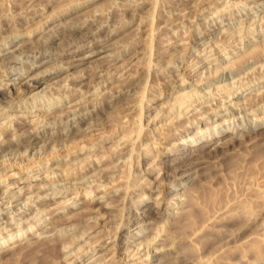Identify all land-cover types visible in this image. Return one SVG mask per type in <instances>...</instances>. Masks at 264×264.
<instances>
[{"label": "rangeland", "instance_id": "374dc122", "mask_svg": "<svg viewBox=\"0 0 264 264\" xmlns=\"http://www.w3.org/2000/svg\"><path fill=\"white\" fill-rule=\"evenodd\" d=\"M143 1L0 0V264H264V0ZM83 21L102 69L37 68Z\"/></svg>", "mask_w": 264, "mask_h": 264}, {"label": "bare ground", "instance_id": "6f19581e", "mask_svg": "<svg viewBox=\"0 0 264 264\" xmlns=\"http://www.w3.org/2000/svg\"><path fill=\"white\" fill-rule=\"evenodd\" d=\"M17 1V0H16ZM19 1H21V2H19V5L18 6H20V7H18V9L20 8V11H21V13H25V14H21V13H19V15L21 14V16L22 17H25V20H26V18L29 20V18H31V16L29 17L28 16V14H31V15H33L32 16V18L33 17H35L36 16V14L38 13V11H41L40 9H42V7L43 6H41L40 7V5H42L43 3H42V0H19ZM194 1V0H193ZM198 1V0H197ZM146 2H148V1H143L142 0V3H146ZM178 2V1H177ZM189 2V1H188ZM199 2V1H198ZM16 4V3H15ZM191 4V3H190ZM196 4V3H195ZM144 5V4H143ZM137 6V5H136ZM176 6V5H175ZM139 7V6H138ZM137 7V8H138ZM124 9V8H123ZM128 9H130V7H128ZM185 9V8H184ZM135 10H136V8H135ZM135 10H133V12L135 13ZM17 11V10H16ZM30 11H31V13H30ZM138 12V11H137ZM39 15V14H38ZM43 15V14H42ZM49 15V14H48ZM54 15V14H53ZM50 16H51V14H50ZM50 16L48 17V18H50ZM17 18H18V16H17ZM31 18V19H32ZM47 18V19H48ZM21 19V18H20ZM23 19V18H22ZM38 19V18H37ZM56 19V18H55ZM87 19V18H86ZM17 20V19H16ZM15 20V25H16V21ZM27 20V21H28ZM36 20V19H35ZM40 20V19H39ZM43 20V19H42ZM90 20V19H89ZM19 21H21V20H19ZM18 21V22H19ZM26 21V22H27ZM31 21V20H30ZM44 21V20H43ZM42 21V22H43ZM46 21V20H45ZM65 21V20H64ZM94 22V20H91V22ZM96 21V20H95ZM107 21V20H106ZM17 22V23H18ZM25 22V21H24ZM23 22V23H24ZM49 22V21H48ZM47 22V23H48ZM88 21H83V22H81L82 24H80V25H75V23H74V25H70L69 27H65L64 28V26L63 27H58V25H59V23L56 25V26H54V25H52V26H54L53 27V29H55V30H52L51 32H52V37L51 36H46L45 37V42H43V44L44 45H47V44H52V43H54L55 41H54V39H55V37H57V36H63V38L59 41L58 40V43L60 44V43H62V48L60 49V51H57V52H55V50H53L52 48L50 49V47H48L47 49L45 48V52L41 55V57H40V59H36V61H35V63H36V65H37V68L39 67V66H41V65H43V64H46L47 62H50V61H52V60H54V59H56L57 57H63V56H65V57H73L72 58V62H70V63H72V65L71 66H76V65H84V64H86V63H88L89 64V66L91 65V67L94 69L95 68V70L97 69V68H99V66L101 65V63H104V62H108V59H102V60H100V58H97L96 56L99 54V51L101 50V49H106L107 48V46H102V48L100 47L99 49L98 48H91L88 52H86L85 54H83V55H80V50L82 49L81 47L83 46V44H86V43H83V42H80V43H76V41H75V39L77 38H79L78 39V42H79V40L81 39V37H83V35H84V33L86 34V36H87V34L89 35V33L87 32V30L86 31H84L85 29H89L90 27L88 26V24L90 23H87ZM21 24H19V25H22V22H20ZM35 23V22H34ZM129 23V22H128ZM140 23V22H139ZM38 24H39V21H38ZM42 24H44V23H41V25ZM46 24V23H45ZM62 24V23H61ZM60 24V25H61ZM77 24V23H76ZM103 24H104V22H103ZM14 25V26H15ZM67 25H68V22H67ZM66 25V26H67ZM12 27H13V25H11ZM24 26V25H23ZM48 26H49V24H48ZM48 26H47V28H48ZM112 26V25H111ZM16 27V26H15ZM19 27H21V26H19ZM41 27H44V26H41ZM100 27H101V25H100ZM109 27V26H108ZM17 28V27H16ZM36 28L38 29V27L36 26ZM47 28H46V30H47ZM93 28V27H92ZM18 29V28H17ZM44 29V28H43ZM98 29V28H97ZM142 29V28H141ZM32 30H34V29H32ZM73 30V31H72ZM62 31H65V32H67L68 31V33H66V34H62ZM70 31V32H69ZM76 33H79L78 34V36H76V37H74L73 36V34H76ZM91 33V32H90ZM16 34V33H15ZM18 34V33H17ZM31 34H32V32H31ZM34 34V33H33ZM97 34V33H96ZM116 34V31H115V33H113L111 36H114ZM43 35V34H42ZM93 35V34H92ZM67 36H69L68 38H67ZM90 36V35H89ZM109 34L107 35V37L106 38H109V37H111ZM44 37V36H43ZM93 37V36H92ZM94 37H95V35H94ZM86 38V37H85ZM40 39V37L39 38H37V40H35V41H31L30 43H32V45H35V44H37L36 43V41H38ZM83 39V38H82ZM81 39V40H82ZM96 39V38H95ZM99 40H97V41H93V38L91 39V41H93L94 43H89L92 47H95L97 44H102V43H104V42H106L107 40H105V41H103V39H100V38H98ZM42 41H43V39H41ZM72 40V41H71ZM89 40H90V38H89ZM74 41H75V43H74ZM88 41V40H87ZM133 41V40H132ZM135 41H137V40H135ZM9 42V41H8ZM57 42V41H56ZM85 42H86V40H85ZM90 42V41H89ZM65 43V44H64ZM111 43V42H110ZM109 43V44H110ZM133 43V42H132ZM40 44V43H39ZM63 44H64V47H63ZM23 45H24V43H22V44H19V46L18 47H16V48H14L12 51H10L9 53H14V52H16L17 50H21V49H23ZM65 45H67V46H65ZM108 45V44H107ZM30 46V45H29ZM38 46V45H37ZM40 46H42L41 44H40ZM28 47V46H27ZM30 48H32V47H30ZM29 48V49H30ZM43 47H41V49H42ZM214 48V47H213ZM40 49V48H39ZM38 49V50H39ZM95 49V50H94ZM120 49V48H119ZM37 50V51H38ZM44 50V49H43ZM48 50H51V52H49ZM53 50V51H52ZM36 50H35V48H34V51L33 52H35ZM37 51H36V54H37ZM40 51V50H39ZM38 51V52H39ZM42 51V50H41ZM48 51V52H47ZM116 51V50H115ZM122 52V51H121ZM125 52V51H124ZM82 53V52H81ZM30 53H28V55H29ZM39 54V53H38ZM110 54H112V53H110ZM121 54V53H120ZM57 55V56H56ZM104 55H106V54H104ZM16 56H18V55H16ZM16 56H14V57H16ZM35 56V55H34ZM37 56V55H36ZM9 57V59L10 58H14L13 56H8ZM96 57V58H95ZM101 58H102V55H101ZM125 58V57H124ZM140 58V57H139ZM138 58V59H139ZM5 59H6V56H5ZM8 59V58H7ZM128 59V58H127ZM126 59V60H127ZM198 59V58H197ZM3 60H4V58H3ZM17 60V59H16ZM24 60V59H23ZM67 60H69V59H67ZM71 60V59H70ZM69 60V61H70ZM125 60V61H126ZM59 61V60H58ZM66 61V60H65ZM69 61H67V62H69ZM124 61V62H125ZM133 60H130V61H128V63H131ZM199 61V60H198ZM64 62V61H63ZM106 64V63H105ZM115 65V63H113L112 62V64H110L109 63V67H111L110 65ZM172 64V63H171ZM253 64V63H252ZM8 65H10V64H8ZM21 65V64H20ZM69 65V64H68ZM68 65H66V66H64V68H66ZM182 65V64H181ZM103 65H101L100 66V69H102L101 67H102ZM5 67H7V66H5ZM5 67H4V69H5ZM86 66H84L83 68H85ZM105 67V66H104ZM107 67H108V64H107ZM108 67V68H109ZM12 68V67H11ZM127 68H128V66H127ZM33 69V67H30L29 69H26V70H28V72L30 73V71ZM8 70V69H7ZM70 70V69H69ZM126 70V69H125ZM3 73L5 74V71H3ZM6 73H8V72H6ZM33 75V74H32ZM38 75V74H37ZM5 76V75H4ZM7 76H8V74H7ZM36 76V74H34L33 76H31V78H34ZM69 76V75H68ZM70 78V77H69ZM72 78V77H71ZM75 78V77H74ZM1 80H2V77H1ZM21 79L20 78H14V81H18V82H21L20 81ZM130 80V79H129ZM135 82V81H134ZM131 83V82H130ZM133 83V82H132ZM195 83V82H194ZM35 84V83H34ZM180 84H182V82L180 83ZM196 85V84H195ZM243 86V85H242ZM2 88V87H1ZM126 88V87H125ZM132 88V87H131ZM200 88V87H199ZM239 88V87H238ZM3 89V88H2ZM225 89V88H224ZM32 89L31 88H29V87H27V88H24L22 91L23 92H29V91H31ZM133 90V89H132ZM77 91V90H76ZM90 92H91V90H90ZM94 92V91H93ZM136 92V91H135ZM219 92V91H218ZM83 93H84V91H83ZM190 93V92H189ZM38 94V93H37ZM220 94V93H219ZM94 95V94H93ZM130 95V94H129ZM192 95H193V93H192ZM35 96V95H34ZM33 96V97H34ZM70 96V95H69ZM187 97H188V95H187ZM28 98V97H27ZM40 98V97H39ZM102 98V97H101ZM104 98V97H103ZM107 98V97H106ZM3 99V98H2ZM33 100H34V98H32ZM31 99V101H33ZM108 99V98H107ZM189 99V98H188ZM191 99V98H190ZM230 99V98H229ZM1 100V99H0ZM29 100H30V98H29ZM36 100V99H35ZM110 100V99H109ZM108 100V101H109ZM236 100V99H235ZM8 101V100H7ZM6 101V102H7ZM72 101V100H71ZM119 100H116L114 103H109L110 104V106H114V105H116L117 104V102H118ZM232 101V100H231ZM111 102V101H110ZM113 102V101H112ZM186 102H188V101H186ZM10 103V102H9ZM13 103V102H12ZM39 103V102H38ZM20 104V103H19ZM80 104V103H79ZM98 104V103H97ZM108 104V105H109ZM204 104V103H203ZM23 105V104H22ZM21 105V106H22ZM30 105V104H29ZM31 105H32V103H31ZM77 105V104H76ZM200 105V104H199ZM9 106H11V104L9 105ZM27 106V105H26ZM39 106V105H38ZM78 106V105H77ZM117 106H119V105H117ZM117 106H115V108H118ZM201 106V105H200ZM4 107H8V104H6V105H4ZM3 107V108H4ZM13 107V106H12ZM11 107V108H12ZM25 107V106H24ZM70 107H71V105H70ZM189 107V106H188ZM16 108V107H15ZM194 109V108H193ZM216 109V108H215ZM8 110V109H7ZM99 111V110H98ZM27 112H29V111H27ZM74 112V111H73ZM10 113V112H9ZM89 113V115L86 117V118H94V117H96L97 115L96 114H94V112H93V114H92V112L90 113V112H88ZM87 113V114H88ZM182 113V112H181ZM8 114V113H7ZM74 114V113H73ZM143 114H144V112H143ZM44 115V114H43ZM48 115H51V114H48ZM67 115H68V113H67ZM77 115V114H76ZM16 116V115H15ZM18 116V115H17ZM23 116V115H22ZM60 116V115H59ZM5 117H6V115H5ZM21 117V116H20ZM19 117V118H20ZM43 117V116H42ZM46 117H47V114H46ZM62 117V116H61ZM75 117V116H74ZM81 117H83V116H81ZM49 118V117H48ZM63 118V117H62ZM65 118V117H64ZM63 118V119H64ZM43 119H45L44 117H43ZM83 119V118H82ZM85 119V118H84ZM84 119L82 120V121H80V123L79 124H82L81 122H83L84 121ZM22 120H23V118H22ZM32 120V119H31ZM30 120V121H31ZM46 120H48V119H46ZM50 120V119H49ZM10 121H12L11 119H10ZM19 121V120H18ZM25 121V120H24ZM28 121V120H27ZM9 122V121H8ZM54 122H56V121H54ZM68 122V121H67ZM91 121H89V123H90ZM94 123L96 122V121H93ZM92 122V123H93ZM12 123V122H11ZM20 123V122H19ZM27 123V122H26ZM31 123V122H30ZM58 122H56V124H57ZM60 123V122H59ZM34 124V123H33ZM73 124V123H72ZM19 125V124H18ZM23 125V123L22 124H20L19 126H22ZM42 125V124H41ZM58 125V124H57ZM44 126H45V123H44ZM54 126V125H53ZM56 126V125H55ZM87 126V125H86ZM92 126H93V124H92ZM92 126H90V127H92ZM26 127V126H25ZM68 127V126H67ZM72 127V126H71ZM94 127V126H93ZM96 127V126H95ZM7 128V127H6ZM30 128V127H29ZM18 129V128H17ZM32 129H33V127H32ZM156 129V128H155ZM153 130V129H152ZM235 130V129H234ZM3 131V130H2ZM254 131V130H253ZM32 132V131H31ZM166 132V131H165ZM232 132H234V131H232ZM33 133H36V131H34ZM38 133V132H37ZM76 133V132H75ZM81 132L79 131V132H77V134H80ZM256 133H258L257 131H256ZM254 134V133H253ZM253 134H252V137H253ZM258 134H260V136H264V135H262L260 132L258 133ZM258 134H256V135H258ZM20 135V134H19ZM82 135V134H81ZM157 135V134H156ZM243 135V134H242ZM251 135V134H250ZM125 136V135H124ZM259 136V135H258ZM257 136V137H258ZM260 136H259V138H260ZM39 137V135L38 136H36L35 138H38ZM126 137V136H125ZM211 137V136H210ZM256 136H254V138H255ZM122 138H123V136H122ZM239 138V137H238ZM248 138V137H247ZM246 138V139H247ZM39 139V138H38ZM209 139V138H208ZM235 137L234 136H232L230 139H227L226 141H225V145H224V143L222 144V145H224V146H226V147H228V145L229 144H231V143H234L235 142ZM243 139H245V138H243ZM250 139H252L251 138V136H250ZM256 139V138H255ZM32 140V139H31ZM37 140V139H36ZM237 140V139H236ZM256 140H258V139H256ZM248 141L249 140H247V143H248ZM251 141L252 140H250L249 141V143H251ZM254 141V140H253ZM252 141V142H253ZM16 142V141H15ZM27 142V141H26ZM31 142V141H30ZM53 142V141H52ZM243 142V141H242ZM11 143H13V142H11ZM34 143H35V141H33V145H34ZM125 143V142H124ZM229 143V144H228ZM255 143V142H254ZM257 143V142H256ZM10 144V143H9ZM54 144H55V141H54ZM213 143H209V142H206V143H204V144H200V146H197V147H193L194 148V150H198L199 152L200 151H202V150H204L205 148H207V147H209V146H211ZM236 144H237V142H236ZM29 145V144H28ZM56 146H54V148L55 147H57V144H55ZM121 145V144H120ZM254 145V144H253ZM253 145H251V146H253ZM30 146H31V144H30ZM233 146V145H232ZM235 146V145H234ZM27 147V146H26ZM26 147H25V150H26V152H27V149H26ZM29 147V146H28ZM214 147V146H213ZM43 148H45V147H43ZM82 148V147H81ZM215 148V147H214ZM57 149H58V147H57ZM122 149V148H121ZM140 149V148H139ZM144 149H146L145 147H144ZM229 149V148H228ZM28 150H29V148H28ZM38 150V149H37ZM42 150H44V149H42ZM82 150V149H81ZM195 151V152H196ZM218 150H216V152H217ZM222 151V150H221ZM22 152H23V150H22ZM33 152V151H32ZM34 152H36V151H34ZM41 152V150L38 152V153H40ZM128 152V151H127ZM25 153V152H24ZM70 153V152H69ZM41 154V153H40ZM73 154V153H72ZM135 154V153H134ZM204 154V153H203ZM27 155V154H26ZM131 155V154H130ZM32 156H33V154H32ZM204 156H205V154H204ZM39 157V156H38ZM66 157H67V154H66ZM182 157V156H181ZM29 158H30V156H29ZM119 158V157H118ZM122 158V157H121ZM123 158H125V157H123ZM8 159V158H7ZM98 159H99V157H98ZM104 159V158H103ZM106 159V158H105ZM120 159V158H119ZM118 160V159H117ZM116 160V161H117ZM121 160V159H120ZM129 160V159H128ZM170 160H172V159H170ZM169 160V161H170ZM50 161V160H49ZM105 161V160H104ZM119 161V160H118ZM133 162V161H132ZM13 163V162H12ZM115 163V162H114ZM121 164V163H120ZM176 164V162H173V163H171L170 162V164L167 166V168H165V169H170L169 167H171V166H174ZM121 166H123V165H121ZM177 167V166H176ZM178 167H180V164H179V166ZM183 167V166H182ZM116 168V167H115ZM121 168V167H120ZM137 168V167H136ZM179 170V169H178ZM120 171V170H119ZM137 173V172H136ZM47 175V174H46ZM52 175V174H51ZM53 179V178H52ZM62 185V184H61ZM67 185V184H66ZM33 187V186H32ZM68 187V186H67ZM37 189V188H36ZM5 190V189H4ZM65 190V189H64ZM78 190V189H77ZM34 192V191H33ZM45 193V192H44ZM48 193V192H47ZM10 195V194H9ZM176 195V194H175ZM34 196V195H33ZM36 196V195H35ZM45 196V195H44ZM48 196V195H47ZM52 197V196H51ZM32 198V197H31ZM52 199V198H51ZM134 201V200H133ZM185 201V200H184ZM183 201V204L186 202V201H188L189 202V199H187L185 202ZM28 202V201H27ZM26 202V203H27ZM6 203V202H5ZM136 203V202H135ZM38 204V203H37ZM40 204V203H39ZM105 204V203H104ZM12 206V205H11ZM27 206V205H26ZM103 204H96L95 203V205L94 206H92V207H90V208H88V209H91V211L93 210V211H101V209L103 208ZM85 207V206H84ZM96 207H98V208H96ZM224 208V207H223ZM220 209V208H219ZM225 209V208H224ZM226 210V209H225ZM225 210L223 211L222 210V212L226 215L227 214V212H225ZM99 211V212H100ZM227 211V210H226ZM221 212V211H220ZM219 212V213H220ZM222 214V213H221ZM224 214H222V217H220V219L221 220H225V218L227 217V216H224ZM189 214H187L186 216H188ZM191 215V214H190ZM213 218H214V216H212ZM95 218H96V216H95ZM187 218V217H186ZM212 218V220H214V219H218V217L216 218V216H215V218L213 219ZM188 219V218H187ZM212 220H209V221H212ZM219 220V219H218ZM209 221H208V223H209ZM216 221V220H215ZM228 223H230V222H228ZM21 224V223H20ZM38 225V224H37ZM208 225H210V224H208ZM28 229V228H27ZM15 230V229H14ZM24 231H26V230H24ZM26 234V233H25ZM27 235H29L28 233H27ZM132 235V234H131ZM133 235H135V234H133ZM2 236V235H1ZM11 236H13V234L11 235ZM19 236V235H18ZM17 236V237H18ZM117 236V235H116ZM128 236V235H127ZM130 236V235H129ZM20 237V236H19ZM24 237V236H23ZM11 237H9V238H7L6 239V237H5V240H9ZM21 238V237H20ZM112 238V237H111ZM107 239H108V237H107ZM114 239V238H113ZM51 240V239H50ZM53 240V239H52ZM109 240H110V238H109ZM109 240H106V241H109ZM4 241V240H3ZM3 241H0V243L1 242H3ZM19 243V242H18ZM2 244V243H1ZM17 245H19V244H16V245H13V246H11V247H8V246H6V245H4V247L2 248V250L0 251V258L2 259H5L6 257L5 256H7V255H13V253L17 250V249H20L19 248V246H18V248H16V246ZM22 245V244H21ZM113 247V246H112ZM14 248H16V249H14ZM110 249V248H109ZM15 254V253H14ZM114 255V254H113ZM2 259V260H3ZM163 260V259H162Z\"/></svg>", "mask_w": 264, "mask_h": 264}]
</instances>
